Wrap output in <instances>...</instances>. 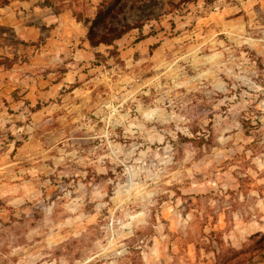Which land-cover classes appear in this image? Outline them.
I'll use <instances>...</instances> for the list:
<instances>
[{"label":"rangeland","instance_id":"rangeland-1","mask_svg":"<svg viewBox=\"0 0 264 264\" xmlns=\"http://www.w3.org/2000/svg\"><path fill=\"white\" fill-rule=\"evenodd\" d=\"M99 2L0 0V264H264V0Z\"/></svg>","mask_w":264,"mask_h":264},{"label":"trees","instance_id":"trees-1","mask_svg":"<svg viewBox=\"0 0 264 264\" xmlns=\"http://www.w3.org/2000/svg\"><path fill=\"white\" fill-rule=\"evenodd\" d=\"M193 1L195 0H100L93 18L83 19L76 16L75 19L87 26L86 40L91 49L98 50L100 46L112 47L109 53L114 57L117 56L115 43L123 36L136 30L142 39V30L145 26H150L151 21L157 22L160 16L178 12ZM3 5H7V2ZM155 9L162 10V13L151 17ZM129 14L133 16L130 17L133 18L132 21H129ZM95 54L99 58L100 53L96 51ZM102 60L105 58L102 57ZM254 242L258 245L264 242V233ZM220 249L219 246V253ZM219 253L216 255V264H231V259L224 256L220 258Z\"/></svg>","mask_w":264,"mask_h":264}]
</instances>
